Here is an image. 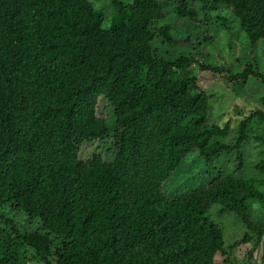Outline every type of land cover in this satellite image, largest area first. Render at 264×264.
<instances>
[{"label":"trees","instance_id":"obj_1","mask_svg":"<svg viewBox=\"0 0 264 264\" xmlns=\"http://www.w3.org/2000/svg\"><path fill=\"white\" fill-rule=\"evenodd\" d=\"M110 2L104 26L92 0H0V264H213L215 253L232 264L204 213L213 203L235 213L245 231L228 246L254 238L257 247L264 218L255 221L246 202L264 208V160L253 164L256 180L212 163L234 152L240 168L242 149L264 140L248 135L264 122V96L227 139L228 123L208 119L195 59L154 45L176 41L161 23L169 14L194 22L221 8L253 45L264 40V0H177L166 14L159 0ZM252 66L230 77L255 75ZM98 97L111 123L96 115ZM106 136L110 159L80 157L82 143ZM191 151L205 162L204 180L167 196L161 184Z\"/></svg>","mask_w":264,"mask_h":264},{"label":"rangeland","instance_id":"obj_2","mask_svg":"<svg viewBox=\"0 0 264 264\" xmlns=\"http://www.w3.org/2000/svg\"><path fill=\"white\" fill-rule=\"evenodd\" d=\"M120 1L125 2L126 0ZM176 1L159 0V3L166 14L173 8ZM92 2L95 8L103 14L102 24L107 25L112 15L110 0H92ZM194 7L197 11L199 10V4L195 3ZM221 9L213 17L209 14L211 17L204 18L202 13H198L196 16L198 18L194 22L169 14L164 17L161 23L165 22L169 25L176 41L168 45L156 39L154 46L158 53L165 57L176 56L179 53L195 59L196 63L191 71L195 75L197 89L208 96V119L216 124L227 122L230 129L228 139L234 135L238 120L248 110L261 107V97L264 96V40H258L251 45L246 35L240 30L237 20L227 10ZM220 16L225 18L224 25L221 27L218 25ZM199 63L214 65L220 68V71L213 73L209 70H202L197 67ZM245 63L253 65L255 75L249 74L244 79L237 78V80L230 77V74L239 72ZM96 115L111 123L110 105L103 97L97 99ZM252 128L248 132L249 136L258 135V138L264 139V122L255 123ZM111 142L110 136H106L102 140L84 142L79 146V155L81 158L87 159L92 152L96 151L103 159H110L113 154ZM242 150L243 159L240 168L236 166L238 160L235 158V153L230 152L220 155L218 160L212 163V170L227 172L234 168L237 175L246 179L260 178L261 173L254 168L253 164L259 159L264 160V140L254 139L249 146ZM205 168L204 160L197 155L196 151H191L181 160L167 180L161 184V190L167 196L172 197L192 189L204 180ZM261 188L264 193V184ZM246 203L252 218L255 221H262L264 208L259 202L251 199ZM7 212L5 213L7 217L26 228L28 222L18 213ZM204 215L219 226L223 245L226 246L232 264L255 263L258 244L256 247L254 238L228 246L242 238L245 231L244 225L235 213L219 211V205L213 203L205 210ZM31 226L34 225L31 224ZM20 228L22 227L20 226ZM1 235L4 236V232ZM223 257V255L215 253L213 264H224Z\"/></svg>","mask_w":264,"mask_h":264},{"label":"water","instance_id":"obj_3","mask_svg":"<svg viewBox=\"0 0 264 264\" xmlns=\"http://www.w3.org/2000/svg\"><path fill=\"white\" fill-rule=\"evenodd\" d=\"M263 245H264V232L261 234L259 242H258V249H257V253H256L255 264L261 263V257L263 254Z\"/></svg>","mask_w":264,"mask_h":264}]
</instances>
